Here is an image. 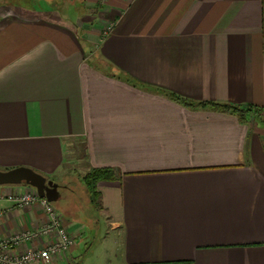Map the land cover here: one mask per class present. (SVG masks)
<instances>
[{
  "label": "crops",
  "instance_id": "0c3cea01",
  "mask_svg": "<svg viewBox=\"0 0 264 264\" xmlns=\"http://www.w3.org/2000/svg\"><path fill=\"white\" fill-rule=\"evenodd\" d=\"M171 95L264 110V0H0V170L61 192L113 169L122 264H264V121ZM29 190L0 187V237L49 223L8 199ZM62 200L76 264L84 211Z\"/></svg>",
  "mask_w": 264,
  "mask_h": 264
},
{
  "label": "built area",
  "instance_id": "2783aa9c",
  "mask_svg": "<svg viewBox=\"0 0 264 264\" xmlns=\"http://www.w3.org/2000/svg\"><path fill=\"white\" fill-rule=\"evenodd\" d=\"M106 2L107 0H101ZM112 25L105 30L109 33ZM21 194H11L8 199L15 201L21 208L41 203L49 216V223L33 231H23L14 236L0 237V264H55L61 259L69 264V253L76 244L75 239L64 225L63 217L53 203L41 198L34 188ZM40 243L37 248L27 245ZM24 249V250H22Z\"/></svg>",
  "mask_w": 264,
  "mask_h": 264
},
{
  "label": "rangeland",
  "instance_id": "374dc122",
  "mask_svg": "<svg viewBox=\"0 0 264 264\" xmlns=\"http://www.w3.org/2000/svg\"><path fill=\"white\" fill-rule=\"evenodd\" d=\"M83 173L82 171L81 174ZM62 183L68 186L67 189H61L62 203H68L74 195H79V203L82 204L81 208L84 211L79 215V220H81L79 226L85 228L86 231L84 238L78 239L76 264H122L116 234L109 230L106 217L100 210L92 203L87 205L86 201L89 198L85 196V187L81 177L76 175L71 179H65V183Z\"/></svg>",
  "mask_w": 264,
  "mask_h": 264
},
{
  "label": "trees",
  "instance_id": "16d2710c",
  "mask_svg": "<svg viewBox=\"0 0 264 264\" xmlns=\"http://www.w3.org/2000/svg\"><path fill=\"white\" fill-rule=\"evenodd\" d=\"M176 100L182 102L184 105L197 108V107H210L215 111L231 113L239 118L243 123H248V115H251L255 120L259 119L264 121V110L255 107L253 105L238 106L227 103H212V102H201L199 104L193 101L181 98L179 96L171 95ZM116 179V173L113 169H93L83 176V184L87 190L90 201L98 209L103 208L102 193L98 189V185L101 182H111ZM170 264H192L191 262H179Z\"/></svg>",
  "mask_w": 264,
  "mask_h": 264
},
{
  "label": "water",
  "instance_id": "95a60500",
  "mask_svg": "<svg viewBox=\"0 0 264 264\" xmlns=\"http://www.w3.org/2000/svg\"><path fill=\"white\" fill-rule=\"evenodd\" d=\"M20 185L34 188L41 198L47 199L50 203H56L62 197L58 183L49 180L31 168L19 167L8 171L0 170V187Z\"/></svg>",
  "mask_w": 264,
  "mask_h": 264
}]
</instances>
